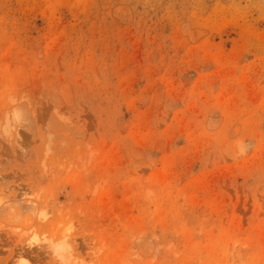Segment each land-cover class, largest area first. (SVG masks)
Instances as JSON below:
<instances>
[{
	"label": "rangeland",
	"instance_id": "rangeland-1",
	"mask_svg": "<svg viewBox=\"0 0 264 264\" xmlns=\"http://www.w3.org/2000/svg\"><path fill=\"white\" fill-rule=\"evenodd\" d=\"M0 264H264V0H0Z\"/></svg>",
	"mask_w": 264,
	"mask_h": 264
}]
</instances>
